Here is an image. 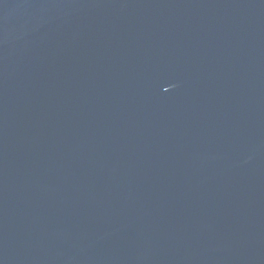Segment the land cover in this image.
<instances>
[{
  "label": "water",
  "instance_id": "95a60500",
  "mask_svg": "<svg viewBox=\"0 0 264 264\" xmlns=\"http://www.w3.org/2000/svg\"><path fill=\"white\" fill-rule=\"evenodd\" d=\"M0 264H264V0H0Z\"/></svg>",
  "mask_w": 264,
  "mask_h": 264
}]
</instances>
